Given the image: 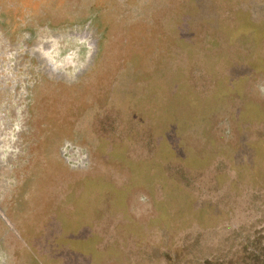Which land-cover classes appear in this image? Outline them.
I'll return each instance as SVG.
<instances>
[{"label": "rangeland", "instance_id": "obj_1", "mask_svg": "<svg viewBox=\"0 0 264 264\" xmlns=\"http://www.w3.org/2000/svg\"><path fill=\"white\" fill-rule=\"evenodd\" d=\"M251 255L264 0H0V264Z\"/></svg>", "mask_w": 264, "mask_h": 264}, {"label": "trees", "instance_id": "obj_2", "mask_svg": "<svg viewBox=\"0 0 264 264\" xmlns=\"http://www.w3.org/2000/svg\"><path fill=\"white\" fill-rule=\"evenodd\" d=\"M251 257L253 259L250 258V261H251L250 263H247V259H246V261L243 262V260L241 258V259L234 260V261L232 260L228 264H260L259 261L256 260L257 259V256L256 255H253V256L251 255Z\"/></svg>", "mask_w": 264, "mask_h": 264}]
</instances>
